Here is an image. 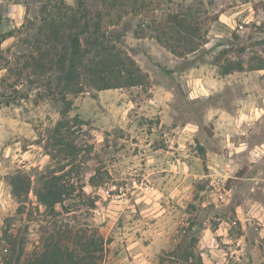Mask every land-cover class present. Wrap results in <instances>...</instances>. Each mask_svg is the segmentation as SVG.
I'll return each instance as SVG.
<instances>
[{"label":"rangeland","instance_id":"rangeland-1","mask_svg":"<svg viewBox=\"0 0 264 264\" xmlns=\"http://www.w3.org/2000/svg\"><path fill=\"white\" fill-rule=\"evenodd\" d=\"M83 2L142 82L85 88L63 114L61 46L40 31L75 0H0V264L52 245L87 264H264V0ZM54 178L67 194L47 209Z\"/></svg>","mask_w":264,"mask_h":264},{"label":"trees","instance_id":"trees-1","mask_svg":"<svg viewBox=\"0 0 264 264\" xmlns=\"http://www.w3.org/2000/svg\"><path fill=\"white\" fill-rule=\"evenodd\" d=\"M96 18V19H95ZM100 17H91L83 0H75L73 8L63 14L60 10L53 11L49 19H44L45 24L41 29L45 45L49 50H56L61 46V51L54 65L57 76L54 79V89L50 92V102H57L63 114L70 109L68 95L76 96L84 91H89L90 86L96 91L111 88L132 87L142 82V75L136 67L125 66L115 46L110 44V37L101 33ZM171 22V23H170ZM180 17L173 16L167 19L171 27L182 25ZM9 33L0 38L5 40ZM175 51H173L174 53ZM48 56V50L43 56ZM44 57L36 59L33 64L40 72L43 70ZM228 70L226 71V73ZM48 83V81H47ZM88 86V87H86ZM49 87V85H48ZM58 179H52L43 185L38 192L39 203L47 209H53L61 203L67 191L59 187ZM20 182H12L13 196L19 198L22 193L28 192V185L21 187ZM87 254L88 251H87ZM86 257L74 256L68 249L52 245L44 249L41 256L31 261L20 263V255L14 260L15 264H87Z\"/></svg>","mask_w":264,"mask_h":264}]
</instances>
